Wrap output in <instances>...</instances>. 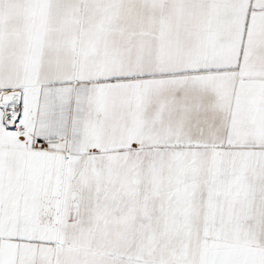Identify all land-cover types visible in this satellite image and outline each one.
<instances>
[{
	"label": "snow or ice",
	"instance_id": "6c2138e0",
	"mask_svg": "<svg viewBox=\"0 0 264 264\" xmlns=\"http://www.w3.org/2000/svg\"><path fill=\"white\" fill-rule=\"evenodd\" d=\"M0 264H264V0H0Z\"/></svg>",
	"mask_w": 264,
	"mask_h": 264
}]
</instances>
